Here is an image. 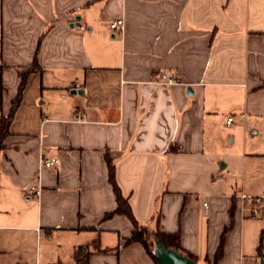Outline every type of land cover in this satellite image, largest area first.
I'll list each match as a JSON object with an SVG mask.
<instances>
[{"label":"crops","instance_id":"crops-1","mask_svg":"<svg viewBox=\"0 0 264 264\" xmlns=\"http://www.w3.org/2000/svg\"><path fill=\"white\" fill-rule=\"evenodd\" d=\"M34 60L0 143V264H155L105 219L107 158L135 220L198 264L230 224L218 264L264 262L241 198H264V0H0V119Z\"/></svg>","mask_w":264,"mask_h":264},{"label":"trees","instance_id":"trees-1","mask_svg":"<svg viewBox=\"0 0 264 264\" xmlns=\"http://www.w3.org/2000/svg\"><path fill=\"white\" fill-rule=\"evenodd\" d=\"M39 71H41V68L36 63V60H34L30 66L22 70H19L17 72V75L19 78V86L17 89V94L11 102L9 113L6 116L4 115L1 116V119H0V143L6 136L9 135V126L21 103L23 91H24L28 76L32 73H37ZM107 167H108V179L112 187L113 194L115 196L117 207L113 212L106 214L105 219H108L114 215H121L128 219V221L130 222L133 228V231L131 232V235L125 239L124 245L128 246L134 243L140 244L144 248L146 254L153 260V262L155 264H159V262L157 261V259L155 258L152 252L153 242H152L151 236L154 235L157 240H159L163 245H165V247L175 248L181 255L193 261H196V258L193 255L181 250L179 246L178 234L163 233V232H160L159 229L157 228L151 229L149 228L148 225L140 224L135 220V218L132 215V212L128 205L127 200L122 197L120 190L115 182L114 166L112 165L111 161L108 158H107ZM231 218H232V213H231ZM155 220L157 221V225H158L159 216H157ZM230 227H231V224L224 229L221 235V238H220L219 247L212 261L206 260L204 264H218L219 260L221 259L223 255L224 237H225L226 232L230 229ZM263 235H264V230L261 233V238L263 237Z\"/></svg>","mask_w":264,"mask_h":264},{"label":"built area","instance_id":"built-area-1","mask_svg":"<svg viewBox=\"0 0 264 264\" xmlns=\"http://www.w3.org/2000/svg\"><path fill=\"white\" fill-rule=\"evenodd\" d=\"M109 29L112 32H122L123 28H124V21L122 19H118L115 21H112L109 23ZM156 84H161V85H166V86H172L177 84V80L175 78V76L171 73H161L159 78L154 82ZM231 123H233V118H228L226 121V125H230ZM41 165L44 168H53L56 164L57 161L55 159H44L41 158L40 160ZM40 193V188L37 187H30L29 189V196L33 199H37ZM243 200H248L250 202V204L252 205V209L250 212V218L255 219L257 216V212L259 210H263L264 209V198L263 197H257V198H250L247 196L242 195L241 197Z\"/></svg>","mask_w":264,"mask_h":264},{"label":"water","instance_id":"water-1","mask_svg":"<svg viewBox=\"0 0 264 264\" xmlns=\"http://www.w3.org/2000/svg\"><path fill=\"white\" fill-rule=\"evenodd\" d=\"M151 239L153 242L152 252L159 264H198L196 261L181 255L175 248L165 247L154 235L151 236Z\"/></svg>","mask_w":264,"mask_h":264},{"label":"rangeland","instance_id":"rangeland-1","mask_svg":"<svg viewBox=\"0 0 264 264\" xmlns=\"http://www.w3.org/2000/svg\"><path fill=\"white\" fill-rule=\"evenodd\" d=\"M30 247H31V248H30L29 251L32 250L33 245H31ZM33 262H34V256H32V254H31V252H30V256L27 258V264H31V263L33 264Z\"/></svg>","mask_w":264,"mask_h":264}]
</instances>
